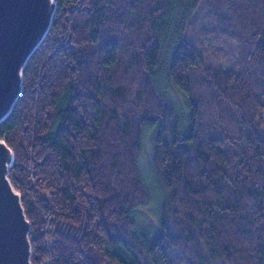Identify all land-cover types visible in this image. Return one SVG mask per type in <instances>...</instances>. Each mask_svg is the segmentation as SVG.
I'll return each instance as SVG.
<instances>
[{
  "label": "trees",
  "instance_id": "obj_1",
  "mask_svg": "<svg viewBox=\"0 0 264 264\" xmlns=\"http://www.w3.org/2000/svg\"><path fill=\"white\" fill-rule=\"evenodd\" d=\"M55 2L0 122L32 264H264V0Z\"/></svg>",
  "mask_w": 264,
  "mask_h": 264
},
{
  "label": "water",
  "instance_id": "obj_2",
  "mask_svg": "<svg viewBox=\"0 0 264 264\" xmlns=\"http://www.w3.org/2000/svg\"><path fill=\"white\" fill-rule=\"evenodd\" d=\"M55 0H0V122L22 91V71L45 38ZM13 151L0 139V264H32L30 222L8 175Z\"/></svg>",
  "mask_w": 264,
  "mask_h": 264
},
{
  "label": "rangeland",
  "instance_id": "obj_3",
  "mask_svg": "<svg viewBox=\"0 0 264 264\" xmlns=\"http://www.w3.org/2000/svg\"><path fill=\"white\" fill-rule=\"evenodd\" d=\"M169 94L171 97H173L175 100L178 101L179 104L183 103V97L176 92L175 90H172L171 88L168 89ZM139 166L148 180V182L152 183V172L150 169V163H151V139L149 133L145 132L144 139H143V149L139 156ZM156 205L157 201L152 200V202L148 205H145L143 207H140L135 210L134 214L136 219L139 223H155V214H156Z\"/></svg>",
  "mask_w": 264,
  "mask_h": 264
}]
</instances>
